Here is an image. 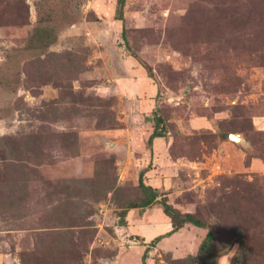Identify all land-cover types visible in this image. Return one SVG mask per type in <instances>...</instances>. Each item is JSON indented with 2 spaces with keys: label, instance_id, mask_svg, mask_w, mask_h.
<instances>
[{
  "label": "rangeland",
  "instance_id": "374dc122",
  "mask_svg": "<svg viewBox=\"0 0 264 264\" xmlns=\"http://www.w3.org/2000/svg\"><path fill=\"white\" fill-rule=\"evenodd\" d=\"M52 3L77 22L0 84V264H142L172 228L158 203L121 225L142 171L215 226L217 264H264V0H126L124 23L118 0H0V68ZM206 234L187 225L147 262L196 264Z\"/></svg>",
  "mask_w": 264,
  "mask_h": 264
},
{
  "label": "trees",
  "instance_id": "16d2710c",
  "mask_svg": "<svg viewBox=\"0 0 264 264\" xmlns=\"http://www.w3.org/2000/svg\"><path fill=\"white\" fill-rule=\"evenodd\" d=\"M118 5L119 7L116 19L124 23L126 0H118ZM37 15V25L33 28L32 32L27 37L26 44L22 48L14 50V55L8 57L10 58L9 62L2 68H0V84L8 87L11 90L15 89L17 85L13 82L16 74L21 73V70L18 67L19 62L22 63L23 61L40 58L41 56L48 53L52 45L57 43L58 36L54 24L59 22L62 23L61 21L70 24L77 22V19L75 17L77 16L76 13L71 12V14H69L67 12L61 15L60 13H57L53 3L47 6H37ZM122 28V38L124 39L126 44H129L127 30L124 25L122 26ZM260 34L264 35V29L261 30ZM132 56L146 70L148 76L156 79L154 69L151 65L147 64L135 52H133ZM12 67L15 68V70H13L14 75H10L9 72ZM148 121L153 122L155 128L148 141L149 147H152L153 142L156 138L164 136L165 121L163 116L161 115L159 107L155 109L154 116L152 118H148ZM144 177L145 172L142 171L139 177V188L142 192V197L137 202L129 203L120 212L119 218L121 225L127 226L126 219L129 210L138 208L145 209L154 205L155 203H158L161 205L164 214L170 218L172 229L165 234H161L155 237L149 244H147V250L142 258V264H148L147 259L149 257L150 248L157 246L163 239L171 237L187 225H192L197 228L207 230V234L205 235L203 241L199 246L196 258L190 255L188 259L194 260L196 264H217L218 259L221 257L222 251L217 246L215 226L212 223L201 220L192 213H182L177 210L169 203L167 197H162V194H160L157 189L153 188L150 185H147L145 183ZM160 197L162 198L159 200Z\"/></svg>",
  "mask_w": 264,
  "mask_h": 264
},
{
  "label": "water",
  "instance_id": "95a60500",
  "mask_svg": "<svg viewBox=\"0 0 264 264\" xmlns=\"http://www.w3.org/2000/svg\"><path fill=\"white\" fill-rule=\"evenodd\" d=\"M232 141L236 142V143H239L243 146H247V140L244 138V136L240 133H233V134H230V137H229Z\"/></svg>",
  "mask_w": 264,
  "mask_h": 264
},
{
  "label": "crops",
  "instance_id": "0c3cea01",
  "mask_svg": "<svg viewBox=\"0 0 264 264\" xmlns=\"http://www.w3.org/2000/svg\"><path fill=\"white\" fill-rule=\"evenodd\" d=\"M172 229V228H171ZM157 237V236H156Z\"/></svg>",
  "mask_w": 264,
  "mask_h": 264
}]
</instances>
